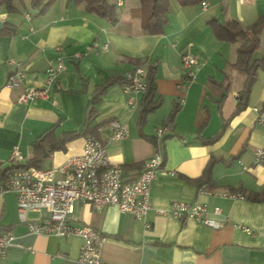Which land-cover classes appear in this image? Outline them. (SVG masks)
<instances>
[{"label":"crops","instance_id":"obj_1","mask_svg":"<svg viewBox=\"0 0 264 264\" xmlns=\"http://www.w3.org/2000/svg\"><path fill=\"white\" fill-rule=\"evenodd\" d=\"M108 1L115 5L113 23L68 0H55L43 12L31 0H16L12 12L0 8V169L9 166L13 149L23 156L21 164L58 167L83 149L82 135L60 148L65 134L85 126L95 129L124 180L136 177L159 151L162 166L150 185V209L141 218L116 205L74 206L71 221L105 237L102 263L264 264V200H258L264 195V163L254 162L255 151L264 147V128L258 123L264 117V28L252 55L262 67L245 106L235 112L245 79L233 66L237 45L219 41L209 24L236 20L247 28L264 14V0H203L204 7L169 0L167 22L155 35L142 28L139 0ZM58 48L63 56L59 89L51 86L44 99L18 101L24 88L45 87V72ZM186 52L198 67L181 89ZM74 53L81 57L73 58ZM9 61L20 62L26 74L13 89L5 86ZM138 66L152 75L160 101L143 122L145 94L135 95L132 107L121 88L125 75ZM175 104L179 108L171 115ZM111 120L127 126L124 138H110ZM157 129L162 131L158 142ZM240 192L247 197L231 196ZM172 202L204 205V217L218 226L175 219ZM46 216L42 211L25 217ZM0 232L14 237L1 264H76L82 244L79 236L29 232L18 220L10 190L0 192Z\"/></svg>","mask_w":264,"mask_h":264},{"label":"built area","instance_id":"obj_2","mask_svg":"<svg viewBox=\"0 0 264 264\" xmlns=\"http://www.w3.org/2000/svg\"><path fill=\"white\" fill-rule=\"evenodd\" d=\"M243 2L244 0H238ZM121 0H116L120 5ZM204 7L205 2H201ZM93 47H97L94 43ZM103 49L107 45L102 46ZM56 56L50 60L45 72V87H26L18 97V101L26 102L34 98L44 99L49 88L59 89L57 78L63 70V56L58 48ZM73 58L81 57L74 53ZM184 70L180 88L189 81L198 67L197 59L186 52L181 56ZM10 70L7 74L5 86L8 89L23 84L26 74L20 62L9 61ZM147 73L142 66L125 75L122 90L128 94V104L134 106V97L147 91ZM264 128V117L258 119ZM111 139H122L128 129L124 124L111 120L107 125ZM162 131L157 129L155 139L158 142ZM23 156L13 149L9 155V165H19ZM163 158L159 151L154 152L144 163L143 170L133 179L124 180L121 168L111 164L103 141L95 136L84 138L83 149L79 155L68 157L55 168L42 169L35 166L11 168L3 176L0 192L10 190L16 197V208L19 222L25 223L28 231L34 234H52L61 237L79 236L82 239L76 264H103L101 250L105 237L92 227L76 224L70 219L76 204H90L96 209L105 205H116L122 213L131 214L134 218H141L150 209L149 196L151 182L156 178L162 166ZM255 163H264V147L254 153ZM58 176V177H57ZM240 197L239 195H231ZM46 212L47 216L38 220H26L28 212ZM170 214L179 220L192 218L199 223L217 227L216 222L204 217L206 207L197 202H172ZM215 213L219 208H214ZM148 226V225H147ZM246 233L251 231L243 229ZM14 237L9 232H0V260L8 248L13 246ZM1 264V263H0Z\"/></svg>","mask_w":264,"mask_h":264},{"label":"trees","instance_id":"obj_3","mask_svg":"<svg viewBox=\"0 0 264 264\" xmlns=\"http://www.w3.org/2000/svg\"><path fill=\"white\" fill-rule=\"evenodd\" d=\"M15 1L16 0H0V8H4L7 12L15 11ZM54 1L55 0H31V5L39 9L40 12H43ZM202 1L203 0H177L181 6L192 5ZM68 2H72L74 5L80 6L83 11L91 13L111 23L116 21L115 5L113 3H109L108 0H68ZM139 2L142 8L141 24L143 30L149 34H160L167 22L169 13V0H139ZM209 24L214 36L219 41H225L237 45L236 61L233 66L245 77L243 87L237 97V107L235 110V112H237L245 106L251 86L256 79L257 69L262 67V60L252 59V55L259 43V32L262 28H264V14L259 16L247 28L241 27L239 22L236 20H228L223 23H219L216 20H210ZM146 82L147 91L142 98L140 111L142 122L145 115L149 112H152L160 102L155 98L156 96L153 77L149 73L147 74ZM124 83L125 79H123L121 85ZM104 88L105 87L102 89ZM178 108L179 105L175 104L171 115H173L174 112L178 110ZM96 134L97 133L94 128L85 126L80 132L66 133L59 146L62 148L65 141L74 139L75 137L81 135L84 137L96 136L98 138V135ZM219 136L220 134H218L216 138ZM36 146L37 143H34L35 148ZM38 157L39 153L36 152L33 161ZM24 166H30V164L9 165L4 169H0V187L3 185V176L7 170ZM233 195H239L241 198L247 197V195L241 192L234 193ZM258 200H264V195L258 198Z\"/></svg>","mask_w":264,"mask_h":264},{"label":"rangeland","instance_id":"obj_4","mask_svg":"<svg viewBox=\"0 0 264 264\" xmlns=\"http://www.w3.org/2000/svg\"><path fill=\"white\" fill-rule=\"evenodd\" d=\"M24 2H25V0H24Z\"/></svg>","mask_w":264,"mask_h":264}]
</instances>
